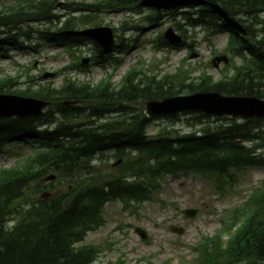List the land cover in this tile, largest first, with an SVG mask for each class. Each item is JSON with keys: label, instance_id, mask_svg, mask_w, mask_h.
<instances>
[{"label": "trees", "instance_id": "obj_1", "mask_svg": "<svg viewBox=\"0 0 264 264\" xmlns=\"http://www.w3.org/2000/svg\"><path fill=\"white\" fill-rule=\"evenodd\" d=\"M139 1L78 3L69 8L73 13H90L76 17L66 12L68 19L64 27L93 24L97 13L117 11ZM208 1L240 20L249 36L234 33L208 6L194 12L184 11L186 23L193 28L209 33L226 30L232 33L228 51L232 56H242L243 61L235 66L233 74L225 73L218 80L208 72L192 77L189 71L179 68L159 80L146 72H140L139 77V72H133L118 87L111 80L96 86L66 81L61 87L47 83L36 89L14 90L6 82L0 83V94L57 102L63 117L52 130L40 128L53 122L45 120V114L39 118L0 120V147L15 136L31 133L48 145V151L40 153L34 162L18 165L0 177V264H92L98 249L88 245L76 247V244L89 231L104 224L105 203L117 199L126 204L152 199L168 176L196 172L218 175L220 180L233 179L235 170L264 166L263 119L238 121L194 113L198 124L206 123L200 129L188 133L162 129L158 135H148L151 118L133 105L209 91L264 98V18L261 17L264 0ZM56 4L57 0H35L31 5L1 11L0 46L5 41L16 42L19 35H24L21 27L24 23L58 21ZM177 24L182 29V23ZM159 44L168 45L163 38ZM189 79L192 80L187 82ZM62 101H83L90 110V119L108 121L101 120L95 125L90 120L72 127L71 123L78 120L74 118L80 114L79 108L73 110ZM111 113H116V117L103 118ZM50 115L52 118L53 114ZM206 118L208 121L204 122ZM113 147L120 148V156L126 160L114 172L106 173L93 164V157ZM124 147L129 149L128 153ZM49 172L57 174V182H40ZM242 205L235 211L244 215V222L227 249L221 247L218 234L206 238L200 250L202 264H264V180ZM223 223V229L230 230L231 224L225 220Z\"/></svg>", "mask_w": 264, "mask_h": 264}, {"label": "rangeland", "instance_id": "obj_2", "mask_svg": "<svg viewBox=\"0 0 264 264\" xmlns=\"http://www.w3.org/2000/svg\"><path fill=\"white\" fill-rule=\"evenodd\" d=\"M12 2L13 0H0V10ZM142 9L144 14L151 11ZM140 16L142 15L133 11L99 16L100 24L116 27L117 34L124 37V44H131L130 47L116 48L112 52L113 56L122 59L117 69L112 65L101 67L99 63L90 61L84 71L72 70L66 68L72 58L65 51V45L41 41V45L33 49L29 47L33 44L25 41L23 45L8 44L7 54H0V79L8 80L21 73L23 77L19 78L18 84L13 87L20 89L34 88L37 84L49 81L60 85L67 74L81 81L97 84L107 74L113 72V80L118 84L134 65L148 70L150 74L163 77L167 73L175 72L182 63L189 70L193 69V75L197 76L203 70L201 65L211 62L215 52H223L230 38L229 34L222 33L212 36L209 41L205 32L189 29L187 33L191 38L188 41H195L193 51L200 53L198 58L190 59L192 50L190 51L187 46L161 48L156 45L159 35L174 25L172 15L165 14L160 23L142 22ZM134 25H141L140 30L133 29ZM37 40L38 38H34L33 42ZM85 47V56L91 57L93 47ZM235 61L240 63L241 58H235ZM112 63L114 65V61ZM197 64L200 65L196 66ZM225 66L224 64L217 68L211 66L208 67V71L214 74L215 79H219L226 71ZM229 71L233 72L234 67L232 66ZM23 80L29 82L23 83ZM8 84L13 85L14 82L9 81ZM193 121L186 114L181 115L178 120L154 119L148 126V132L156 134L161 127L180 131L198 128L199 126L189 125ZM21 146H5V151L0 153V169L10 168L17 162L25 163L28 154L38 148V144L24 143ZM98 156L96 162L99 167L106 173L111 172L113 163L117 160L114 151ZM235 174V181L229 179L224 181L222 190L217 188L215 177L204 179L193 173L180 174L177 177H165L162 189L154 192L153 198L145 202L129 206H125L120 200L109 202L104 210L106 225L98 231L90 232L85 241L77 246L99 247L101 253L93 264H120L121 260L131 264L150 261L160 263L166 260H171V264H197L201 262V258L199 255L196 257L197 252L193 247L199 245L203 237L219 233L224 225L222 220L225 219L227 222L234 217V211L242 207L253 189L260 185L264 178V167L235 171ZM186 208L196 209L195 215L186 216L184 214ZM242 221L243 218H240L238 224ZM172 224L182 226L184 232L182 234L172 232L170 230ZM137 227L146 229L147 238H141ZM225 241H222L223 246Z\"/></svg>", "mask_w": 264, "mask_h": 264}, {"label": "water", "instance_id": "obj_3", "mask_svg": "<svg viewBox=\"0 0 264 264\" xmlns=\"http://www.w3.org/2000/svg\"><path fill=\"white\" fill-rule=\"evenodd\" d=\"M209 4L219 13L227 23L237 30L244 32L229 13L217 4L207 0H142L141 5L155 6L158 9H170L185 5H204ZM74 34L86 35L98 40L105 49H110L114 45V36L111 28L101 27L90 29ZM165 36L173 44L183 41V38L176 33L174 28H169ZM197 56V54H193ZM228 62L227 56H220L216 59ZM45 103L35 99L23 98L18 96L0 95V117L1 116H33L40 114ZM146 109L149 114H169L181 111L197 110L208 115H231L234 117H263L264 100L251 96H225L219 92H201L192 95H181L164 98L162 100H149L146 102ZM195 210H186V214L191 216ZM177 232H182V228L172 226Z\"/></svg>", "mask_w": 264, "mask_h": 264}]
</instances>
